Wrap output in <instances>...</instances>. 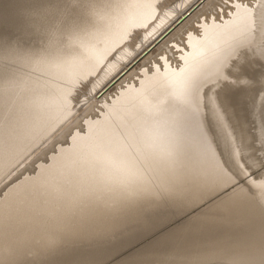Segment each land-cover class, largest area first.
Listing matches in <instances>:
<instances>
[{"label":"bare ground","instance_id":"bare-ground-1","mask_svg":"<svg viewBox=\"0 0 264 264\" xmlns=\"http://www.w3.org/2000/svg\"><path fill=\"white\" fill-rule=\"evenodd\" d=\"M200 1L0 0V264H264V41Z\"/></svg>","mask_w":264,"mask_h":264},{"label":"snow or ice","instance_id":"snow-or-ice-1","mask_svg":"<svg viewBox=\"0 0 264 264\" xmlns=\"http://www.w3.org/2000/svg\"><path fill=\"white\" fill-rule=\"evenodd\" d=\"M255 0H248L247 3L244 2V0H220V2L217 4L215 10L213 13L203 15L201 18L203 19L204 23L203 25L207 26L210 22L215 21L217 23H220L222 18L224 20H230L234 15L239 17V9L241 7H246L249 9V14H246L245 24L250 32L251 35L254 33H258L261 40L264 41V11H261L259 8H254L253 3ZM183 15L184 20L188 18V15ZM183 23V20L181 21ZM197 25L200 24V20H197ZM195 35L199 37L201 35V32L204 33L205 29L203 27L200 28H194L193 29ZM185 35H188L185 33ZM180 48H183L184 51H187V48L184 46L183 40L180 42ZM180 48H174L172 57L169 59H175L178 55H180ZM177 67H179V64H177ZM164 65L162 63L159 64V70L163 72ZM149 74H151L152 69H148ZM119 75V73H117ZM115 77H113L114 79ZM67 143V141H66ZM20 179L19 176L16 177V179L12 180L10 183L4 185L3 189H0V197L4 196V192L8 190V188H11L14 184L18 182ZM262 188H264V185H261Z\"/></svg>","mask_w":264,"mask_h":264},{"label":"rangeland","instance_id":"rangeland-1","mask_svg":"<svg viewBox=\"0 0 264 264\" xmlns=\"http://www.w3.org/2000/svg\"><path fill=\"white\" fill-rule=\"evenodd\" d=\"M208 1V0H207ZM207 1H205V2H207ZM217 2V1H216ZM204 4H202L200 7H198L196 10H194L193 12H192V14L190 15V16H188V20H189V18H192L193 16H194V13H196V11L198 12V10H200L201 9V7L203 6ZM200 8V9H199ZM187 11V10H186ZM185 11V12H186ZM199 14V13H198ZM187 19H186V21H187ZM193 20H196L195 18L193 19ZM194 22V21H193ZM185 23V20L183 21V23H180L179 25H178V27L174 30V31H176L180 26H182L183 24ZM187 24V23H186ZM192 26V25H191ZM190 28V27H189ZM172 34L174 33L173 31L171 32ZM170 33V34H171ZM169 34V35H170ZM169 37V36H168ZM166 39V38H165ZM164 40H162L160 43H158L153 49H151L150 51H149V53H147L146 55H145V57L143 56L142 58H141V60L139 61V63H138V65L137 66H139L140 67V63H144V64H146V63H148L147 61H146V59L149 57V55H153L154 54V56H155V58L157 59V58H160V57H162L163 55H165L164 53L162 54V56L161 55H159L156 51L159 49L158 47L159 46H161V43L163 42ZM161 48V47H160ZM164 52H165V50H164ZM156 55L158 56V57H156ZM145 59V60H144ZM144 60V61H143ZM149 66V65H148ZM125 77V76H124ZM122 78L121 80L123 81L125 78ZM121 80L117 83V84H119L120 82H121ZM117 84L114 86V87H112L113 89L111 90V92H110V94H112V93H114L115 91H116V87H117ZM102 94H100L99 95V97H98V100H101L102 99Z\"/></svg>","mask_w":264,"mask_h":264},{"label":"water","instance_id":"water-1","mask_svg":"<svg viewBox=\"0 0 264 264\" xmlns=\"http://www.w3.org/2000/svg\"><path fill=\"white\" fill-rule=\"evenodd\" d=\"M204 2V0H202V1H200L192 10H190L189 12H187L185 15H188V16H190L191 14H192V12L194 11V10H196L198 7H200L201 6V4ZM182 20H184V18L182 17V19L177 23V24H175L169 31H168V33L169 32H171L172 30H174L180 23H181V21ZM159 42V41H158ZM157 42V43H158ZM156 44V43H155ZM155 46V45H154ZM153 47V46H152ZM121 77V76H120ZM115 82H116V80H115Z\"/></svg>","mask_w":264,"mask_h":264}]
</instances>
